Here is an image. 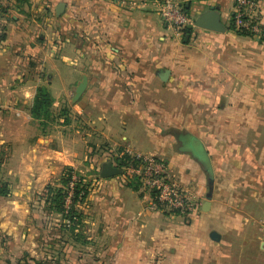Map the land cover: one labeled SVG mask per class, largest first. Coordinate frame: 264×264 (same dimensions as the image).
Returning a JSON list of instances; mask_svg holds the SVG:
<instances>
[{
  "label": "crops",
  "instance_id": "0c3cea01",
  "mask_svg": "<svg viewBox=\"0 0 264 264\" xmlns=\"http://www.w3.org/2000/svg\"><path fill=\"white\" fill-rule=\"evenodd\" d=\"M58 2L64 3V9L56 15ZM234 2L199 0L195 8L187 3L191 19L215 7L225 29L191 27L180 39V33L161 20L154 0H137L132 6L119 0H0V181L10 188L8 195L0 196V264H20L24 259L59 264H205L206 254L200 247L209 242L220 247L227 233L230 241L233 228L245 227L248 217L257 226V246L264 253V234L259 237L264 217L253 218L254 208L245 212L243 191L248 186L238 179L239 174L219 177L209 149L212 134L224 143L232 140L223 134L230 132V120L242 114L237 103L252 101V117L264 124V41L229 28ZM260 3L264 22V0ZM230 5L231 12L226 14ZM161 26L166 28L163 33ZM166 35L174 37L170 51L152 46L153 38L163 40ZM159 68L169 70L166 81L156 76ZM225 69L228 74L222 75ZM82 75L86 86L73 101L74 93L68 98L67 92L74 91ZM168 82L186 96V124L164 119V112L155 118L149 114L147 105H157L152 95ZM39 86H46L52 97L53 113H57L52 122L47 117L40 124L31 116ZM123 93L131 101L128 108L139 106L132 108L134 118L146 127L154 119L161 122L160 134L168 133L175 144L170 172L194 190L198 204L188 218L150 209L141 188L128 185L129 178L117 164L119 148L149 153L125 135L116 139L107 122L111 116L106 119L107 115L94 110V98L108 103L121 100ZM65 108L83 122L82 129L69 127L58 116ZM218 118L224 121L217 123ZM211 119L217 127L211 128ZM168 125L181 130L170 136L165 132ZM188 134L200 139L212 168L207 211H202L206 174L184 146ZM249 147L254 171L248 188L264 195V186H258L263 181L264 159L257 161ZM106 163L120 173L101 177ZM238 163L242 166V160ZM65 166L89 183L83 202L76 204L81 219L70 238L59 225L60 215L44 202L45 188L50 183L59 185ZM258 205L263 206L256 209L264 208V203ZM211 230L220 233L218 241L209 238ZM226 262L217 257L215 264Z\"/></svg>",
  "mask_w": 264,
  "mask_h": 264
},
{
  "label": "rangeland",
  "instance_id": "374dc122",
  "mask_svg": "<svg viewBox=\"0 0 264 264\" xmlns=\"http://www.w3.org/2000/svg\"><path fill=\"white\" fill-rule=\"evenodd\" d=\"M177 3L182 7L185 6L187 3H193L191 7L195 5H199V0H176ZM186 7V6H185ZM232 6L230 5L226 9V14H229L231 12ZM234 8V7H233ZM188 16L189 12L186 11ZM231 15V13H230ZM229 15V16H230ZM158 16V15H157ZM230 18V17H229ZM162 33L166 31V28L162 27ZM171 36L174 35L172 31H170ZM170 35H166L163 40H160L158 38H153L152 40V46L156 47L157 49L165 48L166 51H170L172 48V45L174 44V37H171ZM185 37V33L180 34V39ZM189 37V41H190ZM171 47V48H170ZM178 54H183L181 51H179ZM179 55H177L178 58ZM221 74H228V70L225 69V71H221ZM174 86H172L169 82L167 84H160V86L157 88L156 92L152 97L156 100L157 105H147L149 114L152 117H156L157 114H163L164 112V119L171 118L172 121L176 124H186L189 122V118L187 117L186 108H188V102L186 101V96L176 92L174 90ZM50 93V92H49ZM68 98L71 97V95L74 93V91L71 89L68 92ZM121 100L111 101L107 100L105 102L99 101L98 99L94 98L96 101L95 104V112L98 111V114L100 115H107V117L111 116L110 119L107 121L110 126L115 131V138L119 139L121 135H125L127 137V140L141 146L145 151L149 152L151 155L157 157V159L162 160L166 163L167 166H169V169L171 172H173V168L170 167V165L174 164V155L176 151V146L173 144L169 139V135H166L168 133H162L160 134V129L162 128L161 122H158L154 119L153 122H150L149 125L151 126H144L139 119L134 118V111H132V108L139 107L137 104L136 106H132L131 108H128L129 104H131V101L129 100V96L126 94H120ZM250 97V95H249ZM77 100V99H76ZM73 99V101H76ZM129 103V104H128ZM115 106H120V109H116ZM114 110H113V109ZM126 108V109H125ZM128 108V109H127ZM237 108L242 109L241 116L237 118H233L229 122L230 132H227L225 135L226 138H232V140L225 139V143L222 142L218 137H216L214 134L211 136V141L209 140V149L212 158L214 159V166L216 168L217 175L224 176V175H231L239 174L237 176L238 179H242L241 182L249 187L251 180V173L254 171V168L252 167L251 159H252V151L249 145L253 149L254 156L257 161H261L264 159V124H261L260 121L262 119L257 117H252V114L254 113V105L253 102L249 99L246 102H240L237 103ZM54 109V107H53ZM52 106L51 110L53 112ZM68 109V108H67ZM66 108L64 109V112L62 113V116L64 117V120L67 122L66 124L69 127L82 129L84 127V124L81 120L77 119L73 112H69ZM59 109H56L58 111ZM62 110V109H60ZM59 110V112H60ZM174 110V111H173ZM57 114V113H54ZM116 116H115V115ZM137 115V114H136ZM118 116V117H117ZM122 117V119H121ZM163 119V118H162ZM161 118H158L159 121L162 120ZM163 119V120H164ZM199 123L200 120L196 119ZM118 121L122 122L125 121L124 124L118 123ZM213 123L211 128L217 127V123H222L224 119L218 118L216 122L214 119H211ZM52 122V119H51ZM238 124H237V123ZM200 126V125H199ZM164 127V126H163ZM242 128V133L239 135L238 132ZM155 128V129H154ZM167 130L165 132H169L170 136H173V134L177 131L181 130L180 126H166ZM216 139H215V138ZM173 138V137H172ZM174 139V138H173ZM218 140V141H217ZM123 149L119 148L117 149V153L119 154ZM106 151V150H105ZM110 152V151H108ZM112 152V151H111ZM242 160V171L244 172L243 175L240 173L239 166H237L239 161ZM83 168L81 167V170ZM253 169V170H252ZM80 173V172H78ZM262 183L258 186H264V174L262 173ZM216 189L218 187L219 179L216 177ZM253 184V181H252ZM245 187V190L243 191L246 199V208L245 212L249 213L254 208V217L253 218H261L264 217V208L262 210L256 209L259 208L258 202L264 203V195L260 193V190L253 189L254 187L248 188ZM255 195V196H254ZM248 202V204H247ZM260 209V208H259ZM158 210V209H157ZM160 211V210H159ZM191 215V214H189ZM189 215H181V217L188 218ZM251 214H249L250 216ZM247 219V218H246ZM252 218H249L244 222L245 227L241 226V228H237L235 230L233 228L231 232V239L229 241V233H227L226 237L227 239L224 241V244L219 247L218 244L215 245L212 242L208 243L207 245H202L200 247V250L206 254L205 264H215L216 259L218 257V261L222 257L225 261H227L225 264H264V253H262L257 246V235H255V232H257V226L251 222ZM264 234V232L259 233V237H261ZM66 237L70 238L71 234H66ZM222 255V256H221ZM68 264V263H67ZM90 264V263H87ZM102 264V263H101Z\"/></svg>",
  "mask_w": 264,
  "mask_h": 264
},
{
  "label": "built area",
  "instance_id": "2783aa9c",
  "mask_svg": "<svg viewBox=\"0 0 264 264\" xmlns=\"http://www.w3.org/2000/svg\"><path fill=\"white\" fill-rule=\"evenodd\" d=\"M137 0H119L126 6H132ZM161 20L183 33L184 28L192 24V19L176 0H154ZM1 17V14H0ZM232 30L244 31L247 35L264 41V22L261 19L260 0H235L230 15ZM2 24L0 21V33ZM119 155H127L130 161L122 166L124 175L139 181L142 197L146 198L150 209L167 211L171 215H189L198 209L194 190L173 177L166 163L157 157L129 146L122 148ZM135 160V161H133ZM77 176L73 174L68 183L65 208H69L73 197L74 183ZM66 224L68 219L63 220Z\"/></svg>",
  "mask_w": 264,
  "mask_h": 264
},
{
  "label": "trees",
  "instance_id": "16d2710c",
  "mask_svg": "<svg viewBox=\"0 0 264 264\" xmlns=\"http://www.w3.org/2000/svg\"><path fill=\"white\" fill-rule=\"evenodd\" d=\"M182 8L186 12V7L182 6ZM229 28L232 29L231 23ZM190 32H191V27L186 26L184 28L185 35L189 34ZM235 32L236 34L239 35H246L244 31H235ZM51 105H52V97L49 93L48 88L46 86H39L37 88L36 96L33 100L30 109L31 116L35 119L40 120V124L42 122V119H46L47 117L53 119L54 113L51 110ZM62 113L65 112L63 110H60L58 116L62 115ZM117 159L119 161L117 164L120 166H123L130 161V157L127 155H119ZM73 174L77 176V180L74 183L73 197H71V204L69 208L66 209L65 198L67 196L68 183ZM129 180L130 182L128 183V185H130L134 190L140 188V184L138 180H136L135 178ZM58 183H59L58 186H55L50 183L45 188L44 202L50 207V209H52L54 212L60 215V222H59L60 227L64 228L70 234H73L74 227L80 222L81 219V214L79 213L80 211H78L76 204L83 202L84 198L88 193L89 183L84 181V179L81 176H79L76 172H74L72 168L69 166H65L62 168V171L58 177ZM9 192H10V188L8 183L6 181H0V196H6L9 194ZM65 219H68L70 223L66 224L63 221ZM77 238L80 237L77 236ZM30 260L32 261L28 262V259L27 260L24 259V261H22L20 264H59L54 260H50V259H43V260L30 259Z\"/></svg>",
  "mask_w": 264,
  "mask_h": 264
},
{
  "label": "water",
  "instance_id": "95a60500",
  "mask_svg": "<svg viewBox=\"0 0 264 264\" xmlns=\"http://www.w3.org/2000/svg\"><path fill=\"white\" fill-rule=\"evenodd\" d=\"M63 9L64 3L58 2L55 6L56 15H59L63 11ZM192 20V24H190L189 27H198L210 31H223L225 29L222 23L220 22L219 11L213 6H210L208 9L201 11ZM155 74L161 81H166L169 74V70L166 68H159L157 69ZM85 86L86 76L82 75L81 81L74 88V100L79 98ZM184 146L191 153V155L200 163L203 171L206 174L207 189L204 195L205 199L202 205V211H207L212 197L214 180L210 161L208 159L205 149L202 146L200 139H198L196 136L188 134L184 140ZM118 173H120V169L118 167L113 166L110 163H106L103 165L100 171V176L107 177ZM209 238L213 241H218L220 239V233L216 230H211L209 232ZM262 248H264V242L262 243Z\"/></svg>",
  "mask_w": 264,
  "mask_h": 264
}]
</instances>
